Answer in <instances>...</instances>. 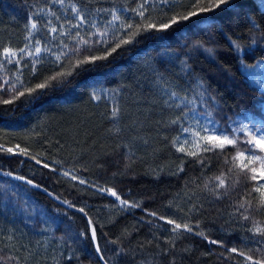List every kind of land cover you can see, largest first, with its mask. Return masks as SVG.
<instances>
[{
    "label": "trees",
    "instance_id": "1",
    "mask_svg": "<svg viewBox=\"0 0 264 264\" xmlns=\"http://www.w3.org/2000/svg\"><path fill=\"white\" fill-rule=\"evenodd\" d=\"M258 1L234 0L230 10L204 14L198 18L199 23L181 24L167 32L143 33L114 58L80 70L70 83L30 102L21 98L12 104L0 103V145L15 148L18 144L29 152L27 156L0 152V170L32 179L55 198L84 208L96 227L109 264H172L173 259L175 264H242L244 258L226 248L260 247L255 242L259 237L254 238L246 230L251 223L231 215L235 214V205L245 198L246 180L234 170L228 180L229 194L222 198L204 187L211 186L215 176L231 167L225 158L230 159L237 149L228 146L223 153L200 152L205 161L202 166L197 157L177 152L171 146V138L180 134V129L170 122L182 114L184 105H175L187 96L195 101L197 112L205 108L212 111L217 126L225 130L236 127L244 118L237 114L259 99L253 82L259 78L258 70L245 71L236 59L239 55L246 64L264 60V37L259 30L249 32L246 27L248 16L264 24V7L258 10ZM70 3L81 8L88 25L96 23L104 28L111 19L110 9H116L130 22L139 21L134 13L125 11L136 6L135 0H66L63 7L52 0H0V48H20L28 42L25 25L33 13L39 14L41 24L48 19L57 25L74 21ZM49 8L60 16V21L49 15ZM177 10L182 9L178 6ZM64 12L69 17H63ZM159 14V10H152L153 16ZM224 34H243V50L233 54ZM253 37L256 44L250 43ZM36 38L50 46L53 43L46 30L37 33ZM198 43L214 48V54L196 48ZM26 63L27 58L22 61ZM6 68L13 75L17 72L15 65ZM38 69L41 78L56 70L46 56ZM22 71L21 79L26 84L36 82L30 65ZM198 82L208 88L206 96L199 95ZM94 90H103L105 97L93 101L89 94ZM173 91L178 95L169 100V107L164 100ZM113 93L122 109L116 123L107 115ZM208 96L215 97V104ZM2 98L9 99L11 95ZM190 117L191 114L184 121L185 126ZM133 153L131 167L125 169V155ZM181 161L182 172L178 170ZM43 163H48L49 168H44ZM64 171L86 183L65 177ZM237 179L239 183L232 187ZM108 187H114L123 199L140 202L141 207L121 208L114 197L98 191ZM150 212L193 227L199 221V230L210 239L223 241L225 247L209 244L183 230L173 234V225ZM253 218L264 223V212L253 211ZM87 228L81 213L66 208L38 188L0 175V254L19 257L18 264H101L90 239L79 235ZM8 236L13 239L8 241ZM113 240L118 243H111ZM167 240H174V249ZM116 249H123L120 256L115 255ZM165 249L168 255H162Z\"/></svg>",
    "mask_w": 264,
    "mask_h": 264
},
{
    "label": "snow or ice",
    "instance_id": "2",
    "mask_svg": "<svg viewBox=\"0 0 264 264\" xmlns=\"http://www.w3.org/2000/svg\"><path fill=\"white\" fill-rule=\"evenodd\" d=\"M66 0H52L53 4H59L61 7L65 5ZM136 6L134 8H126L125 11H130L139 17V21L130 22L117 13L116 9L108 10L111 19L106 22L104 28L99 27L96 23H92L91 27L94 29L91 33L85 31L81 34V27L89 23L85 13L81 8L77 7L75 3H70V8L73 16V20H65L59 25L54 23L52 19H48L45 23L41 24L37 18L38 13H33L32 16L28 17V22L25 25L26 36L25 40L28 41L23 47L13 48L10 46H3L0 48V70L7 72L6 65H15L17 72L14 76L3 79V85H0V91H7L11 93V98L3 99L0 97V103L12 104L16 100L21 98L25 99V102H30L33 99L41 95L47 94L49 90L61 87L67 83H70V78L78 74L80 70H87L88 65H95L100 61H108L110 58H114L119 54V50L127 45H131L136 42L137 37L143 33L151 32H167L169 29H173L175 26L188 23H199L200 17L207 13H213L217 10L227 11L235 6L234 0H135ZM182 10L178 11L177 7ZM260 7H264V0H259L258 10ZM159 10V15L153 16L152 10ZM99 11V10H97ZM50 16L54 17L56 21H60V16L56 12L48 9ZM171 13V14H169ZM248 28L249 32L259 30L260 35L264 37V24L259 21H254L253 17L248 16ZM113 29H115L113 31ZM41 30H46L48 36L51 37L53 43L51 46L44 42L40 38H36V34ZM75 30V31H73ZM225 35V39L228 41L230 47L233 50V54L240 53L242 45L241 40L245 39V36L236 37L233 35ZM64 38H69L71 43L66 42ZM214 43V41H209ZM251 44H256L257 40L253 37L250 40ZM196 48L202 49L203 52L213 55L214 48L205 47L204 43H198L195 45ZM45 56L53 58L52 63L55 65L56 70L51 72L49 75H44L41 78L39 74L38 65H40ZM27 58V63L22 64V61ZM238 65L243 66L244 70L249 69L258 70L259 78L253 80L256 88L254 91L259 92V99L246 108L243 113L237 115H243L247 123L243 120L237 123L236 127H229L223 131L218 130L215 126L212 111L205 108L203 111L197 112L194 100H189L185 96L180 104H176V107H180L181 104L184 108H181V115H178L170 123L173 125H179L180 134L171 138L170 143L177 152L183 153L187 156L197 157L198 163L202 166L205 161L204 158L199 155L200 152H219L223 153L228 146H232L237 149L235 155L230 159L225 158L226 164H231V167L226 172H221L213 178L214 183L209 186L205 184V189L216 196L222 198L229 194L228 180L230 174L234 171H238V175H242L246 180V192L244 193V199L235 205V218L238 221L250 222L251 226L247 227V231L253 234V237H259L255 242L260 244V247L256 249L248 248L247 250H241L237 247L226 248L229 253H235L243 257L242 264H264V223L256 221L253 218V211L264 212V60L258 61L256 64H246L244 59L239 55H236ZM31 66V76L35 78V83H25L21 76H23V67ZM185 68L188 71L191 69L185 64ZM200 84L201 92L200 96H206L208 88ZM7 85V88H4ZM115 94H112V104L108 109V118L116 123L121 119L122 109L119 104L115 101ZM90 98L93 101H100L106 95L101 90L97 93L95 90L90 92ZM177 93L175 91L169 93V99L164 100V104L171 107L169 100L176 98ZM213 104H215V97L208 96ZM259 105V110L257 106ZM249 112H255L256 115L260 116V119H256V115H248ZM191 114V118L195 122V127L185 126L184 121ZM204 120L205 123H201ZM120 129H117L119 133ZM239 133V136L237 135ZM183 134H187L186 136ZM190 137V138H189ZM240 137H243L241 140ZM125 147H127L125 145ZM193 150H188V148ZM243 148V150H239ZM0 152L8 153L11 155H29L27 148H21L20 145L13 147H4L0 145ZM133 154H126L125 169L131 167V160ZM37 164H41V161L36 156L31 157ZM23 163V161H21ZM44 168H49L48 163H43ZM55 171V169H52ZM178 170L183 171V161L178 165ZM4 175L14 176L13 172H4ZM65 177H69L72 180H78L80 184H85L84 179H79L73 175L70 171H64L62 173ZM15 179L24 181L26 184L31 185L35 188H41L42 186L35 183L32 179L24 176H14ZM239 183L237 179L231 186L235 187ZM47 192V189H44ZM98 191L107 193L114 197L119 202L121 208L132 209L141 207V203L138 201H129L123 199L114 187L99 188ZM52 195V193H48ZM59 199L58 197H56ZM255 202V208L253 204ZM68 205L69 208H74L75 205L70 201H62ZM196 205H193V209ZM193 209H189L192 211ZM78 211L87 213L84 208H79ZM149 215L156 217L159 220H165L167 224L173 225L171 232L173 234L178 233L180 230L184 232L193 233L196 236L201 237L207 243L212 245H219L225 247L223 241L217 239H210L203 230H199V221L196 222L195 226H190L188 223H177L174 219H167L164 216H158L156 212H150ZM238 214V215H236ZM88 228L86 231L79 233L85 240H89L92 243L95 253L103 264H109L106 259L103 250L98 242L97 230L92 221L88 218ZM127 231V230H125ZM12 236H8L7 240L11 241ZM171 248H175L174 240H167ZM111 243H118L117 240L111 241ZM151 243V242H149ZM6 247H8L6 245ZM159 247V245H157ZM11 250V249H10ZM123 249H116L115 255L120 256ZM259 253L258 256H254L253 253ZM2 253V250H0ZM162 255H168V250L165 249ZM223 255V253L221 254ZM232 258V257H229ZM71 260V256L68 257ZM19 257L14 255L5 256L0 254V264H18ZM172 264H175L173 259Z\"/></svg>",
    "mask_w": 264,
    "mask_h": 264
},
{
    "label": "rangeland",
    "instance_id": "3",
    "mask_svg": "<svg viewBox=\"0 0 264 264\" xmlns=\"http://www.w3.org/2000/svg\"><path fill=\"white\" fill-rule=\"evenodd\" d=\"M258 4H259V1H258ZM63 14H64L63 17H69V14H68V13L64 12ZM73 31H75V30H73ZM80 31H81V34L83 35L85 31L91 33L92 31H94V29H92L91 25L86 24V25H83V26L81 27ZM64 39L66 40V42L71 43V40H70L69 38H64ZM46 58L50 59L51 61L53 60V58L48 57V56H46ZM7 71H8V70H7ZM8 72H9V71H8ZM8 72H5V71H3V70H0V85H3V79H5V78L12 77V78L14 79V76H15V75H13V74L10 73V72L8 73ZM4 88H7V85H4ZM0 94L2 95V97H3V96H4V97H9V96L11 95V93H9V92H7V91H0ZM257 119H259V118H257ZM241 120H243L244 123H247V122H248V121L245 120L244 118H243V119H240V121H241ZM201 123H205V121H204V120H201ZM187 126H191V127H195V126H196V125H195V122L193 121V119H192L191 117H190V119H189V122H188V125H187ZM215 126L218 128V130H221V131L224 130V129H222V128H219V127L217 126V123H216V122H215ZM183 135L186 136L187 134H183ZM189 138H190V137H189ZM188 150H193V149H191V148L189 147Z\"/></svg>",
    "mask_w": 264,
    "mask_h": 264
},
{
    "label": "water",
    "instance_id": "4",
    "mask_svg": "<svg viewBox=\"0 0 264 264\" xmlns=\"http://www.w3.org/2000/svg\"><path fill=\"white\" fill-rule=\"evenodd\" d=\"M4 173V171H2V170H0V175H3V176H5V177H8V178H11V179H15L14 178V176H16L17 174H15V173H13L14 174V176H7V175H4L3 174ZM18 176H20V175H18ZM15 180H17V179H15ZM17 181H20V182H23V183H25L24 181H21V180H17ZM40 190H42L44 193H46L50 198H53V199H55L58 203H60L61 205H63V206H65L66 208H68V209H71V210H74V211H77V212H79V213H81L80 211H78V209L79 208H77V207H74V208H69L68 207V205L67 204H65V203H62V200H59V199H57V198H55V197H53V195H49L48 193H49V191L47 190V192L46 191H44V187H41V188H39ZM82 215H84V213H81ZM84 217L86 218V220L88 221V216H85L84 215ZM99 259V258H98ZM100 261V260H99ZM101 262V264H103V262L102 261H100Z\"/></svg>",
    "mask_w": 264,
    "mask_h": 264
},
{
    "label": "bare ground",
    "instance_id": "5",
    "mask_svg": "<svg viewBox=\"0 0 264 264\" xmlns=\"http://www.w3.org/2000/svg\"><path fill=\"white\" fill-rule=\"evenodd\" d=\"M36 183V182H35ZM39 189V188H38ZM42 191V190H41ZM54 197V196H53ZM53 199V198H52ZM53 200H55V199H53ZM56 201V200H55ZM57 202V201H56ZM94 249V248H93ZM94 251H95V249H94ZM98 258V257H97ZM99 260V259H98ZM100 262V261H99ZM101 263V262H100Z\"/></svg>",
    "mask_w": 264,
    "mask_h": 264
}]
</instances>
